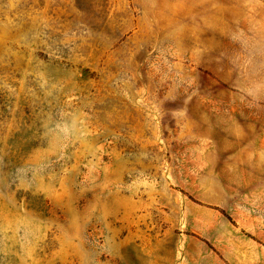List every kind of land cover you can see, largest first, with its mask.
<instances>
[{"label":"rangeland","instance_id":"obj_1","mask_svg":"<svg viewBox=\"0 0 264 264\" xmlns=\"http://www.w3.org/2000/svg\"><path fill=\"white\" fill-rule=\"evenodd\" d=\"M0 264H264V0H0Z\"/></svg>","mask_w":264,"mask_h":264}]
</instances>
